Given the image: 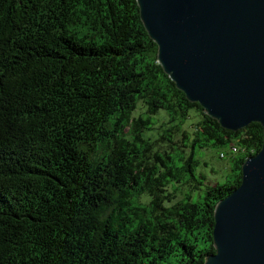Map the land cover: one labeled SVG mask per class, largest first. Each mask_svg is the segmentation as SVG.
<instances>
[{
    "label": "trees",
    "instance_id": "16d2710c",
    "mask_svg": "<svg viewBox=\"0 0 264 264\" xmlns=\"http://www.w3.org/2000/svg\"><path fill=\"white\" fill-rule=\"evenodd\" d=\"M158 51L137 0H0V264L216 252V205L264 128L223 127ZM232 144L231 172L209 184L199 150Z\"/></svg>",
    "mask_w": 264,
    "mask_h": 264
},
{
    "label": "water",
    "instance_id": "95a60500",
    "mask_svg": "<svg viewBox=\"0 0 264 264\" xmlns=\"http://www.w3.org/2000/svg\"><path fill=\"white\" fill-rule=\"evenodd\" d=\"M158 60L223 127L264 128V0H137ZM215 208L205 264H264V142Z\"/></svg>",
    "mask_w": 264,
    "mask_h": 264
},
{
    "label": "rangeland",
    "instance_id": "374dc122",
    "mask_svg": "<svg viewBox=\"0 0 264 264\" xmlns=\"http://www.w3.org/2000/svg\"><path fill=\"white\" fill-rule=\"evenodd\" d=\"M222 152L225 154L224 157L220 156ZM198 154L201 158L200 171L207 175V182L209 184H215L218 181L224 180L231 172L234 157L237 156L236 153H232L231 146L209 147L199 150Z\"/></svg>",
    "mask_w": 264,
    "mask_h": 264
},
{
    "label": "built area",
    "instance_id": "2783aa9c",
    "mask_svg": "<svg viewBox=\"0 0 264 264\" xmlns=\"http://www.w3.org/2000/svg\"><path fill=\"white\" fill-rule=\"evenodd\" d=\"M240 150H241V148L238 145L232 144V146H231L232 153L235 154V153L239 152ZM221 156H225V154L222 152Z\"/></svg>",
    "mask_w": 264,
    "mask_h": 264
}]
</instances>
